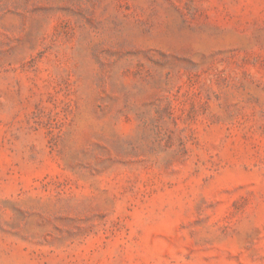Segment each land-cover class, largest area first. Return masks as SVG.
<instances>
[{
	"label": "rangeland",
	"instance_id": "374dc122",
	"mask_svg": "<svg viewBox=\"0 0 264 264\" xmlns=\"http://www.w3.org/2000/svg\"><path fill=\"white\" fill-rule=\"evenodd\" d=\"M0 264H264V0H0Z\"/></svg>",
	"mask_w": 264,
	"mask_h": 264
}]
</instances>
